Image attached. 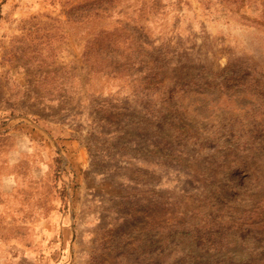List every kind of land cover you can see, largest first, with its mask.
<instances>
[{
    "label": "rangeland",
    "instance_id": "rangeland-1",
    "mask_svg": "<svg viewBox=\"0 0 264 264\" xmlns=\"http://www.w3.org/2000/svg\"><path fill=\"white\" fill-rule=\"evenodd\" d=\"M0 264H264V0H0Z\"/></svg>",
    "mask_w": 264,
    "mask_h": 264
}]
</instances>
